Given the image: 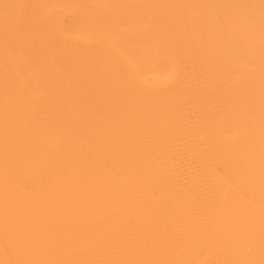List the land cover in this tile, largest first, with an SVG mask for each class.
Returning <instances> with one entry per match:
<instances>
[{
  "label": "bare ground",
  "instance_id": "1",
  "mask_svg": "<svg viewBox=\"0 0 264 264\" xmlns=\"http://www.w3.org/2000/svg\"><path fill=\"white\" fill-rule=\"evenodd\" d=\"M0 264H264L262 0H0Z\"/></svg>",
  "mask_w": 264,
  "mask_h": 264
},
{
  "label": "snow or ice",
  "instance_id": "2",
  "mask_svg": "<svg viewBox=\"0 0 264 264\" xmlns=\"http://www.w3.org/2000/svg\"><path fill=\"white\" fill-rule=\"evenodd\" d=\"M262 3H264V0H262Z\"/></svg>",
  "mask_w": 264,
  "mask_h": 264
}]
</instances>
